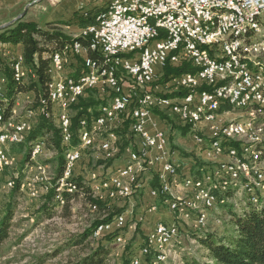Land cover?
I'll return each mask as SVG.
<instances>
[{
    "label": "rangeland",
    "instance_id": "obj_1",
    "mask_svg": "<svg viewBox=\"0 0 264 264\" xmlns=\"http://www.w3.org/2000/svg\"><path fill=\"white\" fill-rule=\"evenodd\" d=\"M3 14L4 12L2 10L0 12V31L13 26L19 21L34 23L42 29L50 30V28H47L48 24L45 23V19L48 17L47 10H44L42 7L36 6L32 9L28 7L24 11L21 10L13 13V15L9 17H5ZM23 14L24 16H22ZM261 23L263 24V27L260 31V35L264 40V15L261 16ZM72 26L74 25L67 23L66 26L59 27L58 29L62 31L64 35L76 38L81 31L76 32L77 29H73ZM43 46L45 47V44H43ZM48 46L50 49L53 48L51 44ZM4 47L0 46L3 59L6 64L9 66L11 64L12 66L14 59L18 55L17 53L20 51L17 50V46L12 47L11 45H8ZM51 54L52 52L45 53L43 57L49 59ZM185 63L187 62H182V64ZM69 68H71V66H69ZM25 71L26 76L22 83L29 85L31 81L34 80V76L30 68H26ZM163 74L164 73L161 71L156 78V82L148 87V90L151 93L158 97H167L183 91L180 87H176V89L175 87H169L168 83L162 85L161 79ZM92 92V96L95 100L102 103L97 110H99L101 106L110 103L112 97L111 89H106V93L99 90H93ZM90 94L91 91L87 92L82 99H84V101L88 100ZM183 97L184 96H177L173 98L180 99ZM4 98L7 100L6 96ZM36 102L37 97L35 92L19 93L16 95L13 104V109L15 110H12L11 116L7 118H12L15 121L20 120L28 111H33L38 108ZM4 104L6 109V102ZM146 108L149 109L152 114L154 109H156V105H149L146 106ZM131 109L127 113L120 115L118 123L110 125L105 130L97 133L94 148L83 150L82 158L77 164L75 172L76 178H83L87 185L94 179L92 178L93 175H96L95 179H100V181L109 179L116 175L121 167L120 165L126 161V149H137V139L130 130V124H132L130 116ZM93 111L94 109L89 108L90 114H93ZM159 112L160 113H156L154 111V114L161 119V114L165 115V118L162 120L165 124V131L167 132L165 133L170 140L169 148L171 151L175 150L178 156H181L182 158L184 157L183 159L192 157L195 168L204 169V172L213 170V166H215L214 162H208L203 158L200 151L202 147L195 142L197 134L207 139L206 148L210 147L212 144L211 142H213L214 139H217L215 141L222 143L224 139L228 138H209L208 131L200 128L203 124L198 125L196 128L192 127V134L182 136L179 133V129H182L187 125L182 124V122H180L169 110H162ZM256 112H254V110L251 111L250 109H243L242 113V109L233 108L227 116H222V122L217 120L216 123L213 124H216V126L221 128L237 122H252L254 128L257 130V135L263 140L264 129H261V127L264 125V115H257ZM52 113L50 120H52L55 127L59 129L58 109L54 107ZM242 114L243 117L241 116ZM75 115V109L72 108L71 123L72 118L75 117ZM42 117L44 116L38 112L36 113L33 118L34 127L38 126ZM222 123H225V125L223 126ZM213 124L210 125L211 128ZM193 133L196 135L195 137L193 136ZM110 135L117 138L116 146L118 152L114 158L102 160L103 155L99 150L100 143L98 142H101V140ZM49 138L50 137L47 136L45 139H39L45 143V148L39 156L31 159L28 163H24V157L28 151L31 152L34 142L26 146L25 144L27 141L15 144L8 150L9 154L14 158V164L0 174V221L6 216L11 205H13V215L10 222L9 238L2 245L0 264H74L79 258L88 254L92 247H96L99 240H101V238L94 239L92 237L83 244L75 245L86 229L90 228L96 220L106 217L103 216V210L101 212H94V210H92L88 192L82 191L79 194L68 197L64 204L59 203L57 199L58 195H55L54 200L47 205V209L43 210L44 204H46V198L53 186L52 182L56 177L58 168V153L48 146ZM230 140H233L234 143H239V145H251L247 136L235 137ZM80 147L81 143L79 140L77 147H74L71 143L67 146V150ZM260 149L262 154L255 157V162L262 163L260 168L264 172V148ZM214 160L221 163L226 160V158L222 155L214 158ZM182 170L183 169H181V171ZM156 172L155 168H147L143 170L140 173V177H138L140 187L136 188L134 185L132 195L126 199L110 200L103 197L104 193L97 194L93 191L94 195H96L94 196L96 200L104 202L112 212L123 211L122 214L125 217V226L121 230L113 231H118L119 235L117 237H122L123 242H117L116 237V239H110L107 246L110 252L108 264L129 263L134 256L139 255L140 249L145 244L146 230L143 231L142 229L146 226L145 215L149 210L145 208L146 204L149 202L147 201L145 190L148 185L152 186L156 183V178L158 176ZM17 178L21 179V190L14 197L12 192L14 185L9 186V182L13 181L15 184V179ZM43 178L46 180H43ZM97 183L98 182H96V184ZM96 184L91 183L93 190ZM45 186H49L50 189L45 190ZM240 186L241 185H238L236 188L232 189L234 194L229 198L226 206L221 207L218 205L210 211L209 221L207 222L206 227L200 230H194L192 227L194 224L192 222L186 224L179 221L174 213H171L174 218L172 220L173 223L176 222L180 228V236L179 239L169 247L168 261L164 264H186V262L191 259L197 260L201 263L207 262L208 252L206 248L200 244L198 238H196V234L215 233L218 237L226 239L235 234V228L231 225L232 217L235 214H241V212L249 206L247 199L249 198V194ZM56 191L57 194H60V191L62 190H58L57 188ZM257 195L262 202L264 191L260 190L257 192ZM167 211L169 213L171 212L169 206ZM114 222L115 220L110 225H107L106 228L114 226ZM143 264H145V261H143Z\"/></svg>",
    "mask_w": 264,
    "mask_h": 264
},
{
    "label": "built area",
    "instance_id": "obj_2",
    "mask_svg": "<svg viewBox=\"0 0 264 264\" xmlns=\"http://www.w3.org/2000/svg\"><path fill=\"white\" fill-rule=\"evenodd\" d=\"M157 4H162V11L166 7L173 5H181L182 9L188 12H193L196 18V38H187L186 30L188 27L178 25V33H170L168 20H160L161 11H148L140 6V0H112L108 10L101 13L96 18V24L89 26V35L81 38H91L97 44V49L103 50L105 55H108V67H100L96 65V61L91 56H88L87 51L77 49V43L70 46L73 50V56H83V73L78 77L66 76L65 67L68 62H63L60 51H55L51 55V60H54L55 72H57V86L62 87V95L64 97V104H56L55 107L60 113V121H64V131L62 134L69 135V142L73 140V133L71 125L65 123L64 108L66 107V86L68 81H76L77 89V103L79 97H84L85 94L92 90H99L106 93V85L108 82H102V75L108 72L121 73L123 77L122 89L114 94H121L127 96L126 107H119L118 104L107 111V119H101V122L108 119H114L117 114L127 113L131 107L132 117H139V126L131 127L130 130L137 139V149H126V164L120 168V176H112V180H119V190H112L111 185H105L104 198L110 200H120L130 197L133 193V187H140L138 179H131V172L133 164L130 163L129 152L141 153V158H144V168H154V160H162V172H157L158 176H164V186H159L158 197L168 196V185L176 184L182 187V177L179 173V164L174 159V153L169 148L168 142H161L162 130L151 131L148 126L151 122L152 114L146 113V106L156 105V109L169 110L182 124L185 125V120H193L195 126L196 113H204V109H211V116H206V123L200 127L202 130L208 131L209 138L224 137L223 133H216L210 126V117H217V120L222 122V116H227L228 111L221 113V109L217 105H212V98H217L214 95V85H216V75H211V68L215 65V55L213 54L214 40L211 42H203V34H201V27L205 24L197 23L198 5L199 4H224V6H236L239 8V17H235L234 27H242L245 18H251L252 14L258 10L264 9V0H155ZM120 9L131 10V17H126L124 20H116V13ZM132 12H139V19H132ZM216 24V21H215ZM217 29L219 32V25ZM262 45V42H260ZM199 44H208V51H199ZM245 49V48H244ZM229 53V49H228ZM20 60V55H17ZM201 60L209 61V69H203V75H194L188 73L182 75L181 81H171L169 87H175L177 83H186L187 80L205 79L206 87H201L198 91H190L186 93V99L183 101H176V98L158 97L148 90V87L156 82L159 73L164 70L167 64L173 66L181 65L183 61L190 62L192 66L201 67ZM21 62V60H20ZM23 65V62H22ZM226 65V57H223V65ZM247 82L252 85V91H256V83H262L261 77H252V71L246 70ZM25 78L22 77V81ZM126 79V80H125ZM8 84L7 78H0V95L5 97L6 86ZM166 87V88H169ZM241 97L244 98L243 93ZM260 105H264V99L260 97ZM113 98V94L112 97ZM229 106V103H227ZM15 110V109H13ZM52 111H44V99H41V109L39 111H28L26 115L18 120V127L25 128V136L23 140L28 138L31 130L34 129L31 123V115L40 113L42 116L49 119V113ZM243 113V109H242ZM251 115V114H250ZM243 117V114L241 115ZM6 124L0 125V135L6 139ZM90 125V121H80V126ZM101 125V124H100ZM100 125L96 128L100 129ZM131 125V124H130ZM224 126L225 123H222ZM261 129H264L262 125ZM208 138V139H209ZM84 147L86 142L91 140V137L84 136ZM257 140H260L259 138ZM197 144L201 145V152L204 153L206 160L213 161V171L207 175L214 176L224 175L222 172V164H230V169L238 170V166H232L231 163H220L214 160V152L206 151V142L202 136L197 134L195 139ZM103 143V159H112L116 156L114 154H106L104 152ZM40 151L39 148L34 150ZM83 147L78 154H73L69 165L67 180L64 183H72L74 173L78 162L82 158ZM224 152V150L219 151ZM32 157V156H31ZM1 158H2V143H0V173H1ZM17 161V160H16ZM239 165H247V173L243 177H238V182L248 183L249 177H255L256 171L251 170L249 162H239ZM191 176V175H186ZM185 176V177H186ZM140 177V176H139ZM91 183L96 184L100 179H95ZM45 178H43L44 180ZM46 180V179H45ZM49 190V186L44 187ZM186 191L185 196L180 198L170 197L169 208L179 221L187 224V220H180V213L187 210L189 204L190 193L201 192L204 190L199 188L183 187ZM66 192V190H65ZM96 196V195H94ZM214 202V201H213ZM59 203L64 204L62 197ZM96 207H94L95 209ZM201 220V217H200ZM125 226V218L119 219V223H114V226L106 229H95L93 232L96 239L102 238L105 234L111 233L115 230H121ZM194 230H200V222L196 226H192ZM167 229H174L180 234L178 224L159 223L147 235L145 244L139 251L138 260L147 259L152 256L150 264H164L168 260L165 259V246L169 244L167 239H160V232ZM117 242L122 243L123 239H117ZM145 264L147 262L145 261Z\"/></svg>",
    "mask_w": 264,
    "mask_h": 264
},
{
    "label": "bare ground",
    "instance_id": "obj_3",
    "mask_svg": "<svg viewBox=\"0 0 264 264\" xmlns=\"http://www.w3.org/2000/svg\"><path fill=\"white\" fill-rule=\"evenodd\" d=\"M141 8L148 11H161L160 20H168L170 33H178V25H183L188 27L186 30L187 38H196V18L193 12H188L181 8V5H173L171 7H166L162 11V4H157L155 0H140ZM264 15V9L254 12L251 18H245L242 23V27H234L235 17H239V8L236 6H224V4H199L197 23L205 24L201 27V34H203V42H211L214 40L213 54L215 55V65L211 68V75H216V85H214V95L217 98H212V105H217L220 109L222 105H227L229 103L234 109H250L255 110V107L264 109V105H260V100L258 93L261 98L264 99V40L260 35V31L263 27L261 23V16ZM126 17H131V10L120 9L116 13V20H124ZM132 19H139V12H132ZM219 25V32L217 25ZM89 27L82 29L79 37L88 36ZM78 37V38H79ZM88 40L87 45L81 44L79 41L74 40L70 46H74L77 43V49L94 53L98 57L96 65L100 67H108V55L104 54L103 50L97 49V44L91 38H86ZM262 42V45L261 43ZM245 48V49H244ZM71 49V47H70ZM229 49V53H228ZM63 62L69 61V51L68 48L59 50ZM73 52V50L71 49ZM199 51H208V44H199ZM223 57H226V65H223ZM21 60V62H20ZM20 60L14 59L12 68L14 71V79L16 82L22 81V77L25 78L26 71L24 67V60L22 55H20ZM23 62V65H22ZM198 69L195 75H203V69H209V61L201 60V67H196ZM246 70L252 71V77H261L262 83H256V91H252V85L247 82ZM52 77V84L50 90V110H48V103L44 101V111H52L56 104H64V97H59L62 95V87L57 86V72H55L54 60H51V66L49 70ZM5 78V77H0ZM122 74L116 72H108L102 75V82H108L106 89H111L113 98L110 99V103L103 105L100 110H110L111 107L119 105V107H126L127 96L121 94H114L122 89ZM182 76L172 79V81H181ZM170 84V83H169ZM168 84V85H169ZM206 84L205 79L187 80L186 83H177L176 87L181 89H187L190 91H196L201 85ZM243 93L244 98L241 97L240 93ZM66 107L64 108V120L67 124L71 123V109L74 104L77 103V89L76 81H68V86H66ZM82 97H79V100ZM186 96L182 99H176V101H183ZM0 100L5 101L0 95ZM40 106L33 110L39 111ZM5 106L0 105V125L6 124V139H3L0 135V143H2V158H1V173L6 169L10 168L14 164V158L9 154V148L12 145L22 143L25 136V128L18 127V121L12 118H7L4 116ZM255 112V111H254ZM146 113L151 114V111L146 108ZM229 113V112H228ZM52 112L49 113V118L52 116ZM121 114H117L114 119H108L107 121L101 122V119H107V111H100V116L96 117L91 125L80 126L79 139L81 147L77 149H69L65 154V171L61 181V186L58 190H63L65 187V181L67 180V175L69 171L70 161L73 154H78L83 147V150L90 149L96 143V135L101 132L107 125L116 123L120 119ZM206 116H211V109H204V113H196L195 116V126L201 123H206ZM34 115H31V123H33ZM59 117V129L64 131V121H60ZM81 121H88L87 118H83ZM217 117H210V125L216 123ZM101 124V125H100ZM185 124L194 128L193 120H185ZM100 125V129L96 128ZM139 126V117H133V123L131 127ZM215 132L223 133L224 137L231 139L235 137L247 136L249 143L251 145L245 146L240 145V149L230 147L229 149H224L223 145L219 141H214L210 147L206 150L208 152H214V158L219 156H226L228 159L221 163H231L232 156V166H238V170L230 169V164H222V172L224 175H207L213 170L204 172L200 176H189L184 177L182 180L183 187L199 188L204 190V193L194 192L190 194L189 204L187 210L184 213H180V219L192 222L196 226L200 222V229L205 228L207 222L209 221L210 211L217 207L219 203H224V201H219L221 193L226 192L228 189H234L238 185L244 189L252 201L256 204L260 201V197L257 192L260 190L264 191V172L261 170V162H255V157L262 154L261 149H258L259 144L264 145V139L256 133V129L252 122L249 123H232L228 126L218 127L213 124L212 128ZM32 131V130H31ZM195 135V134H193ZM84 136L91 137V140L86 142V147H84ZM196 136V135H195ZM260 140H257V139ZM102 141L106 142L104 144V152L106 154H114L118 152L116 146L117 141L114 138H106ZM69 142V135L63 134V143L67 146ZM161 142H168V136L164 131H162ZM39 148L40 151L35 152L34 150ZM45 148V143L41 140L34 142L31 150V158L34 159L39 156ZM101 149V150H100ZM99 150L103 155V143H101ZM224 150V152H219ZM130 163L133 164L131 179H138L139 171L144 168V158H141V153L130 152L129 153ZM159 162L161 160H155ZM239 162H249L251 170L256 171L255 177H249L248 183L238 182V177H243L247 173V165H239ZM112 175V174H111ZM114 176H120V169ZM162 184L164 186V176H161ZM112 190H119V180L109 179L98 182L95 185L93 191L97 194H102L105 190V185H111ZM176 184L168 185V195L170 194L171 187ZM9 186H13V181L9 182ZM63 188V189H62ZM75 188L71 187L70 191ZM61 192V191H60ZM154 195L158 196V191L153 192ZM104 197V196H103ZM168 196H162L169 205L170 199ZM60 199V197H57ZM100 198V197H99ZM214 201V202H213ZM201 217V220H200ZM125 218L123 214L119 215L114 223H119V219ZM106 226H100L97 229H105ZM180 234L174 229H167L160 232V239H167L169 244L165 246V259H168L169 247L179 239ZM93 238L96 239L95 234ZM117 239H122V237H117ZM130 264H143V260H138V256H134Z\"/></svg>",
    "mask_w": 264,
    "mask_h": 264
},
{
    "label": "trees",
    "instance_id": "obj_4",
    "mask_svg": "<svg viewBox=\"0 0 264 264\" xmlns=\"http://www.w3.org/2000/svg\"><path fill=\"white\" fill-rule=\"evenodd\" d=\"M96 18V16H80L76 18V24L80 28L86 29L87 27L96 24ZM60 25L66 26L67 24L63 23ZM47 28H50V30L42 29L34 23L19 21L13 26L0 31V44H11L13 46L22 45L24 67L30 68L34 76V80H32L29 85H26L22 82H16L14 79L13 68L11 64L9 66L5 63L0 49V74H3L8 80L5 91L7 100L5 98V101L0 100V105L5 106L4 103L6 102V109L4 110L5 117L11 116L16 95L22 92H35L37 97V107L40 106L41 99H44V101H47L48 103V110H50L51 107L49 97L52 77L49 70L51 66V56L49 59H45L43 55L45 53L51 52L53 54L55 51L61 50L64 46L71 44L74 40L79 41L83 45H87L88 40L86 38L79 37L73 39L71 37H68L58 29L59 27L53 24H48ZM43 44H45V47L43 46ZM49 44L53 46L52 49L49 48ZM89 56H91L94 61H98V57L96 54L89 52ZM197 71L198 69L192 66L190 62L181 64L180 66L178 65L177 67L171 64H167L162 71L164 74L161 79V84H169L170 80L172 81V79L188 73H192L195 75ZM201 87H206V84L201 85L196 91L200 90ZM92 91L88 100L84 101L82 97L79 102L74 104L72 107L76 112L75 117L72 118L71 125V131L73 133L72 145L74 147H77L80 140L78 139V131H80V121L83 118H87L88 121H90L91 125L94 119L98 117L97 115L99 112L97 109L102 103L95 100V98L92 96ZM186 93H189V90L183 89L182 92L167 96V98H173L177 96L185 97ZM89 108L94 109L93 114L89 113ZM220 109V112L224 113L227 111L230 112L233 107L230 105H222ZM154 111L156 113H160L158 109H154ZM254 111H257V115H264V109L262 108L255 107ZM164 116L165 115L161 114L162 119L165 118ZM50 118L48 119L46 117H42L38 126L34 127V130L31 131L32 133L26 139L27 142L23 141L26 142V146L39 139H45V137L48 136L50 137L48 139V146L58 153L57 174L52 182L53 186L46 198V204H44L43 210L47 209V205L54 200L55 195H58L60 199L63 197L66 203L68 197L85 191L89 193L88 197L92 210H94V212H101L103 210V216H106L103 219L96 220L90 228L86 229L81 234L78 241L75 243V245H80L85 243L89 238L93 237V231L95 229L100 226L110 225L119 215L122 214L123 211L112 212L104 202L96 200V198H94L91 183L87 185L86 181H84L83 178H76L75 173L73 182L65 183L64 189L60 194H57L56 189L60 188L65 171V152L67 150V146H65L63 143V134L61 133V129H57ZM179 133L182 136H188L189 134H192L191 127L185 126L182 129H179ZM215 140L217 139H214L213 142ZM222 143L224 149H229L230 147H234L238 150L240 149L239 143H234L233 140L224 139ZM257 148H264V146L259 144ZM31 159V152L28 151L24 157V163H28ZM13 185L14 188L12 192L13 196L15 197L16 194H18V192L21 190V179H15V184L13 182ZM71 187H74L75 189L73 191H70ZM153 188H159L158 178H156V183L153 184ZM233 194L234 191L232 190V188L228 189L226 193H221L218 200H222L224 201V203H219V206H226L229 198ZM249 198H247L249 206H247L241 212V214H235L232 217L231 225H233V227L235 228V234L228 239L223 237L220 238L215 233L196 234V238H198L200 244L203 245L208 252V261L205 263H201L197 260L191 259L188 260L186 264H264V198L262 202L260 199V201L256 204L252 203L251 199L249 200ZM60 199H58V201H60ZM94 207L96 208L94 209ZM12 208L13 205L9 207L6 216L0 221V255L2 245L8 240L10 235V222L13 215ZM118 235V231L105 234L103 236L104 238L102 237L101 240H99L96 247H92L91 251L88 254L79 258L74 264H108V257L110 255V252L107 246L110 239H116ZM152 258V256H149L147 257V259H145L147 264L151 263ZM130 262L127 264H130Z\"/></svg>",
    "mask_w": 264,
    "mask_h": 264
},
{
    "label": "crops",
    "instance_id": "obj_5",
    "mask_svg": "<svg viewBox=\"0 0 264 264\" xmlns=\"http://www.w3.org/2000/svg\"><path fill=\"white\" fill-rule=\"evenodd\" d=\"M111 2H112V0H0V12L3 10V12H4L3 16L5 15V17H9V16L13 15V13L19 12L21 10L24 11L28 7L32 9L33 7L38 6V7H42L44 10H47V16L48 17L45 19L46 24H53L57 27H63L65 25L61 26L60 24L70 23V24L74 25V26H72L73 29H77L76 32H80V31H82V28H80L76 24V22H77L76 18L77 17H80V16H86V17L87 16H96L97 17L101 13H104L108 10ZM78 35H80V34L78 33ZM78 37H76V38H78ZM76 38H73V39H76ZM8 45H11V44H0V46H2V47L8 46ZM70 45L71 44L64 46V48H68L69 55H70L69 61L65 67L66 68L65 69V75L66 76L69 75L72 77H78L83 73V58L84 57L83 56H77V57L73 56V52L70 49ZM11 46L13 47V45H11ZM17 50L20 51L17 54L22 55V45H17ZM69 66H71V68H69ZM0 77H5V76L0 74ZM158 110L162 111L160 109H158ZM34 117H35V115H34ZM118 122H119V120L116 123H118ZM116 123L111 124V125H115ZM201 124H203V123H201ZM108 126H110V124L107 125L103 130H105ZM164 127H165V124L163 123V120L160 117H158L157 115H155L153 112L152 116H151V122H150L148 128L151 131L162 130V131L166 132ZM193 136L195 137V135H193ZM107 138H114L117 141V138L114 137L113 135H110ZM95 144L91 148H94ZM100 145H101V143H100ZM172 152L175 155L174 159L179 164V173L182 177H185L186 175L198 176L204 171V169L194 167V162H193L194 160L192 159V157H187V158L183 159L184 157L182 158L181 156H178L177 153L175 152V150H172ZM135 153H138V152H135ZM201 154L203 155V158L206 160L204 153L201 152ZM224 157L226 158V160L228 159L225 155H224ZM206 161H208V160H206ZM125 164H126V161H124L122 163V165H120L121 166L120 168L124 167ZM154 168L157 172H162V160L159 162H156L154 160ZM181 169H183V170L181 171ZM142 171H139L138 176H140V173ZM157 178H158L159 186H161L163 180L161 179V176H157ZM176 187H178V186L175 185V186L171 187L170 194L167 197L168 199H170V197L180 198L181 196H185L186 193L188 192L183 188V185H182V187L181 186L178 188H176ZM155 191H158V190H155L153 188V185L152 186L148 185L147 189L145 190L147 201H149L146 204L145 208H147L149 210H148L147 214L145 215L146 216V218H145L146 219L145 220L146 226H145V228L143 227L142 230L143 231L146 230L145 231L146 238H147V235L155 228V226L157 224H159V223L172 224L173 223L172 220L174 219L172 214H171L172 212L169 213L167 211V209H168L167 205L168 204L166 203V200L164 198H163L164 199L163 200V199L159 198L158 196L154 195L153 192H155Z\"/></svg>",
    "mask_w": 264,
    "mask_h": 264
},
{
    "label": "water",
    "instance_id": "obj_6",
    "mask_svg": "<svg viewBox=\"0 0 264 264\" xmlns=\"http://www.w3.org/2000/svg\"><path fill=\"white\" fill-rule=\"evenodd\" d=\"M22 16H24V14Z\"/></svg>",
    "mask_w": 264,
    "mask_h": 264
}]
</instances>
